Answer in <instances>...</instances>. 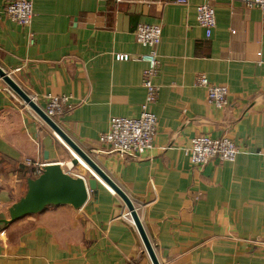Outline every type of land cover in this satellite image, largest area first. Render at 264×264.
Instances as JSON below:
<instances>
[{
  "label": "crops",
  "instance_id": "0c3cea01",
  "mask_svg": "<svg viewBox=\"0 0 264 264\" xmlns=\"http://www.w3.org/2000/svg\"><path fill=\"white\" fill-rule=\"evenodd\" d=\"M10 1L0 0V66L43 109L49 95L69 97L57 123L132 199L160 263L264 264L262 10L215 0L207 37L200 0H31L29 29L4 13ZM139 23L161 26V89L154 147L134 159L107 152L100 135L114 116H139L146 100ZM202 72L228 87L227 107L206 100ZM31 109L0 78V264H153L125 202L100 180L80 208L54 204L2 221L39 176L28 160L91 176ZM201 135L227 136L241 152L194 165L191 139Z\"/></svg>",
  "mask_w": 264,
  "mask_h": 264
},
{
  "label": "built area",
  "instance_id": "2783aa9c",
  "mask_svg": "<svg viewBox=\"0 0 264 264\" xmlns=\"http://www.w3.org/2000/svg\"><path fill=\"white\" fill-rule=\"evenodd\" d=\"M175 1L179 4L190 2V0ZM214 1L200 0L196 6L198 23L205 29L207 37L212 36L217 25ZM233 1H241L249 7H257L264 13V0ZM4 13L10 19L29 29L34 16L33 3L31 0H11L4 9ZM161 38L162 29L160 25L138 24L136 39L140 44L149 48L148 52L137 57L147 63V67L143 72V85L147 90L146 100L142 105L139 116H114L110 119L109 129L100 135V141L108 145L107 152L109 153H116L124 158L137 159L154 147L158 118L152 110V106L158 101L161 89V86L155 82L160 71L158 46ZM117 58L119 60H129L133 57L128 54H119ZM196 84L206 89V100L210 104L218 108H225L229 105V89L226 85L212 83L209 76L203 72L197 75ZM48 99L44 111L56 121V118L63 113L64 104L69 100V97L49 95ZM31 110L39 116L33 109ZM240 152L241 150L236 142L227 136L213 138L208 135H201L191 139V162L200 167L205 166L213 159L235 161ZM28 164H35L37 167L36 173L40 175L48 163L28 160Z\"/></svg>",
  "mask_w": 264,
  "mask_h": 264
},
{
  "label": "water",
  "instance_id": "95a60500",
  "mask_svg": "<svg viewBox=\"0 0 264 264\" xmlns=\"http://www.w3.org/2000/svg\"><path fill=\"white\" fill-rule=\"evenodd\" d=\"M0 78L3 79L26 104L32 108L48 126L59 135L65 144L81 157L89 166L91 176H74L65 171L60 163H48L43 172L37 178L28 180L26 193L9 208V219H3L5 223L17 220L29 214L42 211L49 205L68 204L75 208L82 207L90 195L98 194V181L109 185L125 202L151 257L153 264H161L154 247L148 238L138 211L128 194L82 149L63 129L50 118L39 104L14 80V78L0 66ZM48 158V156H47ZM80 163L74 156L73 165Z\"/></svg>",
  "mask_w": 264,
  "mask_h": 264
},
{
  "label": "bare ground",
  "instance_id": "6f19581e",
  "mask_svg": "<svg viewBox=\"0 0 264 264\" xmlns=\"http://www.w3.org/2000/svg\"><path fill=\"white\" fill-rule=\"evenodd\" d=\"M59 136V135H58ZM60 137V136H59ZM61 138V137H60ZM62 139V138H61ZM63 140V139H62ZM77 155V154H76ZM77 157L79 158V160H82V161H84L81 157H79L78 155H77ZM85 162V161H84ZM86 163V162H85ZM87 164V163H86ZM88 165V164H87Z\"/></svg>",
  "mask_w": 264,
  "mask_h": 264
}]
</instances>
